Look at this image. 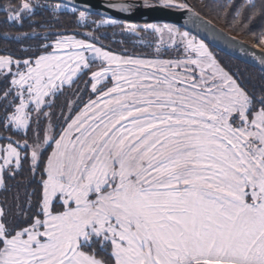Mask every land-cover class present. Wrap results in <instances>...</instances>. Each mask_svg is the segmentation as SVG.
<instances>
[{
    "label": "snow or ice",
    "instance_id": "snow-or-ice-1",
    "mask_svg": "<svg viewBox=\"0 0 264 264\" xmlns=\"http://www.w3.org/2000/svg\"><path fill=\"white\" fill-rule=\"evenodd\" d=\"M106 7L130 13L141 5ZM62 9L78 10L8 0L0 23L23 26L39 11L56 17ZM255 18L264 19V0H245L234 23L248 29ZM86 19L79 11L78 23ZM29 27L15 39L39 41L32 55H0V129L9 133L0 135V173L15 179L28 159L35 175L51 152L35 206L26 184L14 204L0 202V264H264V79L249 90L202 39L170 24H123L128 33H155L161 44L167 34L176 55L151 60L106 51L93 33L84 40L52 36L56 25L48 21ZM36 27L46 29L43 37H33ZM253 35L264 47V29ZM241 51L264 66V56ZM97 61L90 76L96 99L65 116L58 134L49 126L41 137V117H50L44 108ZM68 107L74 110L72 101ZM0 189L11 191L3 175Z\"/></svg>",
    "mask_w": 264,
    "mask_h": 264
},
{
    "label": "trees",
    "instance_id": "trees-1",
    "mask_svg": "<svg viewBox=\"0 0 264 264\" xmlns=\"http://www.w3.org/2000/svg\"><path fill=\"white\" fill-rule=\"evenodd\" d=\"M37 1V0H35ZM131 1H145V0H131ZM153 2L154 0H148ZM20 0H12L13 6L18 4ZM41 4H56L47 1H37ZM177 3H184L188 8L192 9L200 16L216 25L223 31L227 32L229 35L236 37L242 41L249 44H258V40L254 38L253 33H259L264 29V19L255 18L253 22L249 25L248 29H245L242 22L234 23L235 11L240 7L245 0H232L234 7H229V0H176ZM8 0H0V5H5ZM70 13L68 11H61L56 17L50 15L49 12L39 11L37 15L32 17L31 20L25 19L23 26L13 25L9 27L6 24L0 23V55L11 54L18 58H27L32 55L31 51L28 49H35L39 41L36 39H21L17 41V37L20 33H32V28L29 27L30 24L42 25L45 21L54 23L55 28L51 30V35L54 36L57 32L74 35L78 38L91 40L85 35L88 33H93V36L98 38L96 40L97 46H101L104 50L115 52L121 54L122 56L130 57H141V58H152L153 49L156 46V36L152 32L140 31L139 35H132L128 32L123 31V24L120 22L119 26H101L96 25L107 17L100 14H92L86 12L89 21L85 22L84 25L78 23V14ZM251 13L245 11L241 20L247 22V17ZM5 16L0 14V21H3ZM46 29L42 27H36L33 37L39 35L43 37L45 35ZM7 33L9 36L8 40L3 39L4 34ZM50 42V41H44ZM211 48V47H210ZM264 49V47H261ZM214 56L218 62L229 72H231L242 84H244L249 90L253 87L258 88L261 85L262 79H264V73L250 67L240 61L226 55L216 49L211 48ZM50 51V49H49ZM167 55V54H166ZM96 67V66H93ZM3 83H0V87ZM45 125L40 129L41 137L43 136V129L49 127L53 122H44ZM34 127V126H33ZM51 130L56 134L54 127ZM58 130V129H57ZM0 135L7 136L9 133H5L0 129ZM33 133L30 130L31 139ZM23 134L15 135L13 134L14 140H22ZM0 144L4 145L5 141L0 139ZM51 148H49L44 154L40 161V167L32 174L30 170V163L28 159L23 160L22 169L19 171L15 179L10 178L7 173H4V178L6 184L11 191H6L2 189L0 191V202L7 201L8 206L14 204L13 197L17 191L24 190V184L27 185V191L33 194V204L34 206L38 203L41 198L42 193V174H43V163L46 160L47 155L50 153ZM24 156L25 153L22 152Z\"/></svg>",
    "mask_w": 264,
    "mask_h": 264
},
{
    "label": "water",
    "instance_id": "water-1",
    "mask_svg": "<svg viewBox=\"0 0 264 264\" xmlns=\"http://www.w3.org/2000/svg\"><path fill=\"white\" fill-rule=\"evenodd\" d=\"M52 3H61L68 5L69 8L76 7L78 10L92 14H100L107 18L118 20L122 23H132L136 25L145 24H170L184 31H188L191 35L202 39L208 46L216 49L230 57L244 63L256 70L264 73V66L251 55L242 53L241 48L249 50L255 56H264V49L256 44H249L236 37L229 35L216 25L212 24L198 13L189 8L175 9L164 8L160 4L150 2L151 7H143L145 1L131 0H37ZM132 3L141 5V7L133 8L130 13H122L118 10L106 7L111 4ZM189 17L200 21L204 27L194 25ZM207 29H211L215 36H211Z\"/></svg>",
    "mask_w": 264,
    "mask_h": 264
},
{
    "label": "rangeland",
    "instance_id": "rangeland-1",
    "mask_svg": "<svg viewBox=\"0 0 264 264\" xmlns=\"http://www.w3.org/2000/svg\"><path fill=\"white\" fill-rule=\"evenodd\" d=\"M20 2H21V0H20ZM33 2H37V1L33 0ZM153 2L159 4V0H154ZM61 11H67V9H62ZM78 17H79V14H78ZM106 19H111V18H106ZM88 21H89V19H88V16H87L86 21L81 22L79 24L80 25H84L85 22H88ZM96 25L97 26L99 25L98 27L111 26V25L101 24L100 22H97ZM155 25L163 26L164 24H155ZM137 26L140 27L141 29L143 27V25H137ZM174 27H176V26H174ZM176 28L179 29L180 31H184V30H182V29H180L178 27H176ZM149 32H151V31H149ZM129 34L138 36L139 32L138 33H129ZM85 36L89 37L87 34ZM155 36H156L155 37L156 38V43H155L156 46L153 49V53L151 55L152 58H141V57H136V58L146 59V60L157 59V58L168 59V58L174 57L176 55L175 52H173L171 49L167 48V44L170 43V41H169L168 36H167L166 33L163 36L164 44L160 43L161 38L159 36H157L156 34H155ZM76 38L77 39H81V38H78V37H76ZM197 39H199V38H197ZM177 42L179 43V37H177ZM157 45H160V48H161V54H159V55L156 52ZM208 47H209V50L212 52L210 46H208ZM181 50H182V48H181ZM112 53L118 54V53H115V52H112ZM118 55H121V54H118ZM99 63L100 62H98V61L95 62L93 64V66H96V67L92 66V68L90 70H87L78 79H76L75 82L71 86H69L67 84L63 86L62 93L58 94L53 99L52 106L50 108L49 107H45L44 108V111H47V112L50 113V117H48V118L43 117V116L41 117L40 129L45 125V123H44L45 121H48L49 123H50V121H52L53 123L50 126L54 127V130H55L56 134H58L61 131L62 126H65V122H64L65 116L71 115L72 117H74L83 108L84 104L89 101V99H96V95L91 92L90 76H91V72L98 70L97 65ZM110 80H111V78L109 77L108 86H111ZM98 87H101V86H98ZM47 99H50V98H46V100ZM69 101L73 102L74 110H72V111H70L69 107H68ZM32 124L35 127V120L34 119L32 121ZM20 134H23V133H20ZM29 135H30V130L28 131V136ZM0 146H3V145L0 144ZM0 175L4 176V173H0ZM1 190L2 189H0V191Z\"/></svg>",
    "mask_w": 264,
    "mask_h": 264
}]
</instances>
